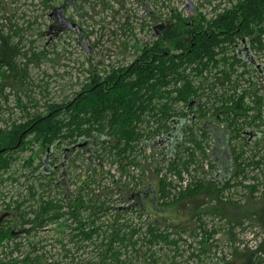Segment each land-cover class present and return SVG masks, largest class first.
Instances as JSON below:
<instances>
[{
    "label": "trees",
    "instance_id": "16d2710c",
    "mask_svg": "<svg viewBox=\"0 0 264 264\" xmlns=\"http://www.w3.org/2000/svg\"><path fill=\"white\" fill-rule=\"evenodd\" d=\"M44 2L47 5L48 0ZM213 10L209 18L201 12L191 18L179 13L165 18L161 36L151 35L148 42L140 43L139 55L130 67L111 71L101 83L98 72L91 70L83 87L69 99L43 107L37 100L23 102L18 96L19 117L6 120L8 124L0 128V170H6L17 159L15 153L34 143L45 152L57 139L72 142L84 137L91 140L97 160L112 157L119 176L102 185L95 178V168L87 165L90 170H85L81 184L69 192L68 199L62 188L60 196L45 199L44 193L52 187L42 180L40 192H35L32 185L28 188V199L36 193L39 196L34 205L27 204L28 199L12 200L3 203V211L21 214L20 226L31 224L32 229L68 212V232L57 239L64 258L69 256L67 245L71 242L77 250L93 247L95 259L83 264H121V255L128 247L135 257L148 252L151 258L152 247L176 245L182 240L185 229L171 230L170 224L161 220L162 209H172L209 187L220 202L233 205L237 202L231 196L237 186L247 188L254 197L258 184H246L245 180L264 159L256 160L257 152L247 153L245 146L249 145V134L258 137L254 146L264 139V93H260L264 90V73L262 67L261 71L255 66L248 68L249 63L238 58L234 45L244 39L252 53L263 59L264 66V0H236L224 7L217 3ZM13 35L22 38L18 28L11 34L0 31V90L4 79L16 78L22 71L16 61L21 50L12 43ZM237 66H243L238 74ZM191 101L194 105L188 113L195 112L197 120L184 123L180 135L168 137L174 132L173 124L185 118ZM161 141L166 144L162 150ZM149 146L152 158L155 149L159 148L160 154L159 159L152 160L154 187L144 181L145 168L137 161ZM162 162H167L163 174ZM205 163L208 171L202 168ZM192 164L202 171L196 169L193 175L189 170ZM31 165L32 157L23 162L24 167ZM133 166L139 168L136 175L129 170ZM171 172L179 178L186 172L191 181L177 189L176 183L168 179ZM133 214L136 221L129 219ZM197 221L206 234L200 241L201 251L205 252L212 232L204 227L199 215ZM10 240L9 234L0 235L2 252ZM13 244L22 247L21 241ZM28 246L19 260H0V264L58 263L49 262L45 253L34 254L42 248L39 243L29 241ZM64 264L81 263L71 260Z\"/></svg>",
    "mask_w": 264,
    "mask_h": 264
},
{
    "label": "rangeland",
    "instance_id": "374dc122",
    "mask_svg": "<svg viewBox=\"0 0 264 264\" xmlns=\"http://www.w3.org/2000/svg\"><path fill=\"white\" fill-rule=\"evenodd\" d=\"M141 0H78L82 17L73 15L75 21L79 22L81 29L84 30L86 45L92 51H84L80 54V49L72 41L76 30L68 36L64 35L61 39L48 44V36L42 34L48 24L49 6L44 0H0V31L4 34H11L18 28L21 34L12 36V43L18 44L21 50L16 58L21 70L16 78H6L2 82L0 90V128H4L6 120L18 118L21 111L17 106V97L28 102L31 99L37 100L43 107L47 103L59 102L64 98H70L76 91L89 72L98 66L99 61L102 68L109 67L116 61H121L125 57L132 56L135 43H141L146 39H151V34L142 30V24L147 20L146 12L142 10ZM236 0H148L152 16H161V21L165 18L179 13L184 18L196 16L199 12L207 18L213 16L214 6L220 3L221 7L227 6L228 2ZM61 0H54V5L58 6ZM188 4L193 6L192 11H188ZM72 11L69 10V15ZM154 18V17H153ZM157 18H154L156 20ZM67 38H71L68 43ZM97 43V44H95ZM36 53V56L33 55ZM25 53V54H22ZM262 63V64H260ZM255 64L258 68H263V59L256 57ZM248 68L254 65L248 64ZM10 69H8L9 71ZM243 70V66H237V74ZM10 72V71H9ZM252 74V73H251ZM23 75L24 78H23ZM246 74L244 77L246 78ZM254 74L252 78L254 79ZM23 78V80H22ZM22 80V81H21ZM199 80V79H198ZM241 84V80H240ZM245 85V84H244ZM247 85V83H246ZM259 85V84H258ZM234 88V87H233ZM239 92V91H238ZM260 93H264L261 90ZM264 120V112L262 114ZM249 145L245 146L247 153L257 152L255 159H264V139L259 140V145L254 146L253 142L258 140L257 136L249 134ZM161 150L166 148V144L161 141ZM152 147L145 149V156L139 155L137 161L143 163L145 168V182H151L155 186L153 174L154 159H159V148L153 149V158L150 156ZM149 154V155H148ZM16 160L11 162L6 170H0V212L3 211V203H11L12 200H23L29 198L28 188L33 186L35 192H40L39 183L45 179H35L33 169L44 158L45 152L39 144H32L22 152L15 153ZM147 155V156H146ZM166 156V155H165ZM163 156V157H165ZM32 157V165L24 167L23 162ZM88 159V154H86ZM111 156H107L102 162L95 161L91 167L95 168L96 179L100 184L108 185L112 178H118L119 171L117 163L111 162ZM200 158V157H199ZM200 161L201 158H200ZM203 161L202 163H204ZM86 172L90 170L87 167ZM161 164V163H160ZM167 162H162L161 174L165 172ZM202 165V164H201ZM163 168V169H162ZM192 174L195 170L201 172V167L192 164L189 167ZM208 171V167H202ZM83 168L77 166V161H70L68 168L69 191H74L81 184V174ZM130 172L137 174L138 167H130ZM103 171V172H102ZM89 173V172H88ZM168 179L175 183L174 172L168 173ZM187 175L189 182L191 177L183 172L181 178ZM249 177L245 180L246 184H258V190L254 197H251L247 188L237 186L233 189V200L236 205L220 202L218 196L209 187L206 191L194 198L185 200L176 207L169 210H161V220L170 224L171 230L181 232L182 240L176 245L161 244L151 248L154 255L151 257L147 252L144 255L135 257L128 247L123 251L121 264H264V160L249 171ZM255 177V178H252ZM46 181V180H45ZM188 182V184H189ZM46 190V189H45ZM56 188L46 190L44 198L58 195ZM60 196V195H58ZM62 196V194H61ZM35 194L33 199H28L27 204L35 203L38 198ZM122 206V203L117 204ZM7 212H13L8 210ZM198 215L204 222V227L211 231L210 242L206 241L207 251H201L200 241L205 238L202 229L198 226ZM129 219L136 221L135 214L129 215ZM47 231H35L29 235H22L19 240L22 247L17 252L18 257H22L29 250L28 242L39 243V248L34 254L45 253L49 262L59 264L68 263L71 260L83 264L85 260H94V250L91 245L76 249L75 245L68 242L70 249L68 258L62 256L61 243L57 241L66 236V231L62 234L61 228L57 225H49ZM182 227V228H179ZM65 229V228H64ZM252 230L263 235V243L258 250L254 248H235L236 241L241 238L245 231ZM176 235V234H175ZM176 236H171L173 239ZM67 240V239H66ZM65 243V242H64ZM212 243V244H211ZM66 244V243H65ZM145 249V247H144ZM4 253V252H0ZM193 253V255H192ZM57 263V264H58Z\"/></svg>",
    "mask_w": 264,
    "mask_h": 264
},
{
    "label": "flooded vegetation",
    "instance_id": "af4514ba",
    "mask_svg": "<svg viewBox=\"0 0 264 264\" xmlns=\"http://www.w3.org/2000/svg\"><path fill=\"white\" fill-rule=\"evenodd\" d=\"M140 5L142 7V10L146 12L147 18L145 23L142 24V30L153 35L154 37L161 36V31L166 26V21H161V16L154 17L157 18L156 20H154L152 16L150 21V15L152 11L149 8L148 0H143L142 4L140 3ZM46 6H49L50 10L48 12V24L46 25V29L42 32V34L48 36V44H52L55 40L61 39L66 34L70 36V34L73 33L74 30H76L77 33L75 34L72 41L75 42L80 49V54L83 55L84 51H92L91 47L86 45L84 30L81 29L79 22L75 21L73 18L74 14H77L80 17L83 16L80 12L78 0H61L58 6L54 5V0H48ZM69 10L72 11L71 15H69ZM70 39L71 38H67L68 43L70 42ZM149 40L150 38L141 43H146ZM139 46L140 43H135L133 52L131 53L132 56L125 57L121 61H116L109 67L105 66L104 68H102L99 61L98 66L96 65V67L92 69L96 70V72H98L99 74L100 79L98 83L105 81L106 77L109 75V73H111V71H120L130 67L139 55ZM234 47L238 58L240 57L244 60L246 59L248 63L253 64L257 69H259L255 64L256 56L252 53L249 44H246L244 39H242L240 43H236ZM258 71H261V69H259ZM84 83L85 82L83 81V83H81L80 87L77 90H80L83 87ZM193 105L194 102L191 101L188 105L185 118H182L173 124L176 129L174 131V135L172 133L169 135L170 137L180 135L182 133V125L184 123H192V121L196 118L195 112L188 113V111L192 109ZM197 106H195V108ZM92 147L93 145L91 143V140L84 137L74 138L72 142H69L67 139H57L51 142L46 147L44 158L39 162L37 167H34L33 169L32 173L34 178L45 179L50 183V186L52 188H56L57 190L62 188L64 198L68 199V194L70 191L67 176L70 161H77V166L79 168L82 167L83 170L86 166V160H88L87 165L93 166L97 159L92 154ZM86 154H88V159L86 158ZM84 174L85 170L81 174V181L84 177ZM131 203L132 201L129 202V204ZM20 216L21 214L15 212H0V235L9 234L13 239L8 242V246L4 245L5 250L4 248L3 250L5 252L0 254L1 261H7L11 259L17 261L21 258L17 256V252L21 247L15 248L13 244L15 242H19L17 240H19L20 236L27 235L28 233L31 234L35 231H47L49 225L55 224L58 228H61L63 234L66 229L68 230L67 223L70 219V214L68 212H63L62 214H57L56 218H52L56 219L55 221H50L44 226L32 229L31 224H25V226L23 227L20 226ZM3 242H5V240ZM1 248L2 247H0V252H2Z\"/></svg>",
    "mask_w": 264,
    "mask_h": 264
},
{
    "label": "built area",
    "instance_id": "2783aa9c",
    "mask_svg": "<svg viewBox=\"0 0 264 264\" xmlns=\"http://www.w3.org/2000/svg\"><path fill=\"white\" fill-rule=\"evenodd\" d=\"M185 177H177L175 176V183L177 189L183 188L186 185H188L189 180L186 178L187 175H184ZM263 243V235L260 234V232H253L252 230L245 231L241 234V238L236 241L235 248H254L258 250L259 246Z\"/></svg>",
    "mask_w": 264,
    "mask_h": 264
},
{
    "label": "water",
    "instance_id": "95a60500",
    "mask_svg": "<svg viewBox=\"0 0 264 264\" xmlns=\"http://www.w3.org/2000/svg\"><path fill=\"white\" fill-rule=\"evenodd\" d=\"M192 10H193V6H192L191 4H188V11H192ZM175 129H176V128L174 127V130H173V131H175ZM173 133H174V132H173ZM170 134H172V133H169V134H168V137H169ZM20 139H21V136L19 137V141H20ZM0 151H2V150H0Z\"/></svg>",
    "mask_w": 264,
    "mask_h": 264
}]
</instances>
